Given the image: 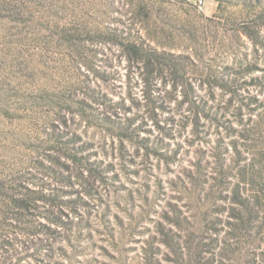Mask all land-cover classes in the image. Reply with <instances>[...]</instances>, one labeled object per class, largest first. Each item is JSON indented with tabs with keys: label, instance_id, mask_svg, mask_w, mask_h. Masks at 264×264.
I'll list each match as a JSON object with an SVG mask.
<instances>
[{
	"label": "rangeland",
	"instance_id": "obj_1",
	"mask_svg": "<svg viewBox=\"0 0 264 264\" xmlns=\"http://www.w3.org/2000/svg\"><path fill=\"white\" fill-rule=\"evenodd\" d=\"M0 264H264V0H0Z\"/></svg>",
	"mask_w": 264,
	"mask_h": 264
}]
</instances>
